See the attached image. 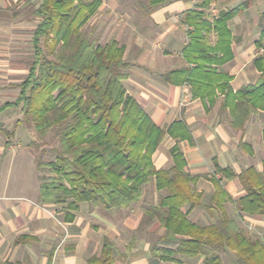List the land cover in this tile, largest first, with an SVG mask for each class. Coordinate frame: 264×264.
Returning a JSON list of instances; mask_svg holds the SVG:
<instances>
[{"label": "crops", "instance_id": "1", "mask_svg": "<svg viewBox=\"0 0 264 264\" xmlns=\"http://www.w3.org/2000/svg\"><path fill=\"white\" fill-rule=\"evenodd\" d=\"M26 1L0 0V42L8 53H21L19 35L29 28H32L29 39L32 50V33L39 19L33 11L24 12ZM99 1L85 24H97V44L114 39L123 46V58L130 63L129 74L122 81L126 93L136 99L159 127L181 120L190 133V138L181 139L166 133L151 154L153 167L168 169L173 164L170 149L178 145L186 173L195 176L190 182L191 188L202 192L201 204L209 203L214 190L210 177L214 162L237 173L249 166L264 171V109L251 113L241 129H234L228 107L221 105L224 93L217 87L224 80L212 83L217 86L210 101L207 95H193L195 82H181L180 74L170 75L175 69L194 67L195 59L203 58L206 70L228 76L227 83L233 92L255 84L260 71L253 60L262 53V46H257L256 40L264 27V0H211L205 8L199 6L202 0H165L157 5H151L149 0ZM243 1L246 4L227 21L231 41L228 47L224 45L222 61L207 60L210 56L207 54L200 58L196 53L193 61H188L183 49L194 27L183 18L195 9L204 10L209 26L202 28L200 42L214 47L218 39L214 18L219 10L234 8ZM30 2L35 3L34 9L39 4V0ZM211 8L216 10L214 16ZM213 52L219 58L220 52ZM5 61V65L13 63L10 57ZM9 71L13 72L14 68ZM5 140L6 137L0 141V261L87 264L90 255L100 253L103 238L107 237L115 249L111 264H177L178 260L182 264H205L202 256L183 257L177 253V239L182 236L176 235L174 240L165 237V228L158 220L140 225L143 209L157 205L165 194L164 189L157 188L154 175L143 184L140 198L126 207L81 201L72 211L74 217L63 220L62 215L61 219L57 218V212L50 208L53 205L46 206L39 201V181L31 152L13 149L11 144L6 146ZM221 182L229 195L224 202L225 209L237 224L250 237L253 232L245 225L264 233V215L234 210L233 201L245 194L238 179L224 178ZM183 210H188L187 218L200 225L218 218V212L210 214L202 205L189 209L186 204ZM155 248L167 251L160 249L161 256H158L153 253ZM224 253L220 254L222 261Z\"/></svg>", "mask_w": 264, "mask_h": 264}, {"label": "trees", "instance_id": "2", "mask_svg": "<svg viewBox=\"0 0 264 264\" xmlns=\"http://www.w3.org/2000/svg\"><path fill=\"white\" fill-rule=\"evenodd\" d=\"M165 0H149L157 5ZM211 0H202L205 8ZM99 0H39L33 10L39 21L32 33L33 56L26 76L13 85L19 87L17 96L0 104V113L18 109L31 120L39 133L58 127L59 147L53 148V158H37V171L47 169L49 174L38 175L39 201L43 205H61L63 220L74 217L73 210L81 201L102 202L106 207H126L137 201L142 186L154 175L158 189L165 190L157 205L143 209L140 225L158 220L165 228L164 236L178 238L177 253L202 256L205 264H223L220 254L233 252V264H264V238L248 236L225 209L229 197L222 179L237 178L245 194L233 201L236 212L264 215V171L252 166L239 173L214 162L210 174L214 190L208 204H201V191H194L190 182L194 175L186 173L185 160L178 145L170 149L173 164L168 169H155L151 154L168 133L175 139L190 138L181 120L165 128L156 125L134 97L127 94L122 81L128 76L130 63L123 58V46L114 39L97 44L82 26L95 12ZM246 4L221 9L214 18L218 39L214 47L200 42L201 30L208 28L204 10L191 11L183 21L194 27L188 36L183 54L210 55L207 60L222 61L224 45L231 36L227 21ZM195 16V20L193 19ZM264 17V14H262ZM188 27V26H187ZM189 30V28H187ZM257 46L263 51L253 64L260 71L258 81L233 92L228 76L206 70L203 58L195 59L194 67L179 68L181 82H195L193 95L214 97L213 82L224 93L221 105L228 107L230 125L241 129L251 113L264 109V27L260 30ZM199 49H195V47ZM203 50V52L201 51ZM214 50L220 52L216 58ZM202 53V54H200ZM9 130L0 122V132L10 144L14 128ZM219 174V176H217ZM189 209L202 205L210 214L218 212L215 222L200 225L187 218ZM161 256L164 248H155ZM114 243L104 237L98 255H90L87 264H111L114 261ZM0 264H23L19 261H0ZM177 264H182L177 261Z\"/></svg>", "mask_w": 264, "mask_h": 264}, {"label": "rangeland", "instance_id": "3", "mask_svg": "<svg viewBox=\"0 0 264 264\" xmlns=\"http://www.w3.org/2000/svg\"><path fill=\"white\" fill-rule=\"evenodd\" d=\"M33 4L35 3H31L30 0H27L24 5V12H32L34 9ZM14 9L16 8L14 7ZM106 16L107 15H105V17ZM96 25L97 24L95 22H92V24H85L82 27L83 32L88 34L95 42L97 41V34L95 30ZM10 29L12 30V28ZM31 30L32 28L26 29L24 31L25 33H20L21 35H19L20 41H22L20 45L21 53H8L7 50L2 47L3 43L0 42V103L4 102L5 100H10L17 95V93L19 92V88L12 85L26 76L29 67V60L32 57L31 43L29 40L31 37ZM13 46L16 45L13 44ZM9 57L13 60V63L9 62L7 65H5V59ZM12 68H14V71H9L10 73H8V70ZM19 118L22 119L21 123H19L16 128H14V135L10 139V144L12 145V148L16 150L23 149L30 151L34 157V160H36L37 158L43 160L52 159L54 155L53 148L59 147L58 127L56 126L50 128L46 130L45 133L41 134L35 128L31 120L25 119L18 109L11 108L4 111L0 115V122L3 124L4 127L8 128L9 130H12L14 122ZM4 139L5 136H3V134L0 132V141ZM46 174H49L47 169H40L39 171H37V179L38 175ZM50 208L55 210V212H57V218L61 219V205H53L50 206ZM245 228H247L250 232H253V238L257 236H262L264 238V233H262L260 229L256 227L253 228V226H249L248 228V225H245ZM183 257L188 256L185 255ZM222 257L225 264H233V255H230L228 254V252H225L224 254H222ZM190 263L192 262H189V264Z\"/></svg>", "mask_w": 264, "mask_h": 264}, {"label": "built area", "instance_id": "4", "mask_svg": "<svg viewBox=\"0 0 264 264\" xmlns=\"http://www.w3.org/2000/svg\"><path fill=\"white\" fill-rule=\"evenodd\" d=\"M211 13H212V16H214L216 14V10L214 8H211ZM260 51L262 52L263 48H261Z\"/></svg>", "mask_w": 264, "mask_h": 264}]
</instances>
